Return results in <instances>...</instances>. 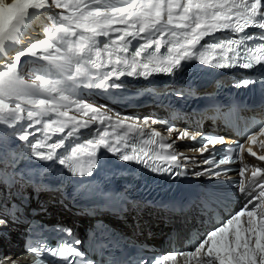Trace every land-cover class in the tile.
<instances>
[{"label": "snow or ice", "instance_id": "obj_1", "mask_svg": "<svg viewBox=\"0 0 264 264\" xmlns=\"http://www.w3.org/2000/svg\"><path fill=\"white\" fill-rule=\"evenodd\" d=\"M37 28L42 38L33 39ZM193 61L216 70L259 66V79L245 76L232 86L264 84V0H0V228L26 219V198L12 188L28 183L51 190V185H37L35 177L42 178L54 164L68 173L69 182L91 177L101 167L102 149L117 161L142 165L169 179L191 174L212 180L235 170L240 179L220 183L244 197L239 211L217 222L189 250L159 256L145 255L147 246L134 244L102 223L82 249L84 242L72 229L30 222L26 251L35 255L34 264H264V154L251 147L264 137V123L246 129L231 146L225 137H198L187 129L168 142L170 137L149 125L162 124L171 134L178 126L169 120L113 115L107 104L88 100L103 95L123 98L122 78L151 83L156 75L175 77ZM147 91L162 105L161 97L185 95ZM185 139L194 143L208 167L189 173L174 150L176 141ZM13 140L24 142L27 157L11 149ZM259 143L264 145V139ZM245 153L254 162H247ZM26 159L54 164L20 168ZM238 162L241 166L229 167ZM63 188V183L55 186L57 191ZM218 188L211 185L201 193L203 211L211 212L213 205L227 207V196ZM76 196L111 198L121 207L130 202L126 194L96 191L83 181L74 188L73 199ZM126 247L135 248V253L127 255Z\"/></svg>", "mask_w": 264, "mask_h": 264}, {"label": "bare ground", "instance_id": "obj_2", "mask_svg": "<svg viewBox=\"0 0 264 264\" xmlns=\"http://www.w3.org/2000/svg\"><path fill=\"white\" fill-rule=\"evenodd\" d=\"M112 2H114V0H112ZM116 2V1H115ZM56 11H59V10H56ZM32 38L33 39H36V38H42L41 36V32L40 30L37 28L35 31L32 32ZM107 96V95H105ZM89 102H93L95 104H97V106H100V105H103L104 102L102 101H106L105 98L101 97V96H90L88 98ZM146 111H141L142 115L145 114ZM115 113L117 112H113L112 111V114L115 115ZM120 114H122L121 112H118ZM70 114H75V113H70ZM122 115H125V114H122ZM39 127V126H38ZM37 135H40L39 133ZM30 139H34L33 137H30ZM54 139H56V137H54ZM24 142H20L18 140H13L11 142V145L10 147L11 148H14V151L18 154V155H23V156H28L29 153L27 150H25L21 145L23 144ZM184 157H188V158H192L190 161H184L183 159L181 160L182 163H186V167L189 171H195V172H199L202 170L203 168V165L201 164L200 162V159H199V156H196V154L194 153H191V151H188L186 152V155ZM192 167V168H191ZM191 168V169H190ZM200 179H202L203 177H198ZM1 188H3V186L1 185ZM18 190L20 189V192H22L20 186L18 185L17 186ZM23 188L26 189L27 192H29V188L27 186H23ZM31 194H32V190H31ZM37 194V193H36ZM39 197L40 198H48V194L46 192H43V191H40L39 193ZM32 198V197H31ZM33 200V198H32ZM133 213L134 214H138V213H142L144 215V220H141L139 219V228L144 230V231H151V229L154 228L155 224L158 222V216L153 214L152 211H147L143 206H138V207H135L133 209ZM71 219V216L69 217ZM73 218V217H72ZM133 221L134 219H130L128 220L129 224L132 225L133 224ZM125 230H128L130 231V226H127L125 227ZM2 261H3V264H12L13 261L15 262L14 258H13V254H7L5 255L4 258H2Z\"/></svg>", "mask_w": 264, "mask_h": 264}, {"label": "rangeland", "instance_id": "obj_3", "mask_svg": "<svg viewBox=\"0 0 264 264\" xmlns=\"http://www.w3.org/2000/svg\"><path fill=\"white\" fill-rule=\"evenodd\" d=\"M115 1L118 2V0H114V2H115ZM96 105H97V104H96Z\"/></svg>", "mask_w": 264, "mask_h": 264}]
</instances>
